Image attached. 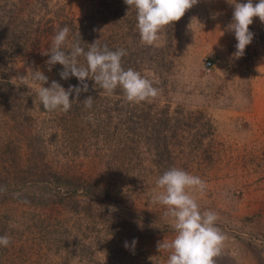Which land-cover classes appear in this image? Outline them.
Wrapping results in <instances>:
<instances>
[{
	"label": "rangeland",
	"instance_id": "1",
	"mask_svg": "<svg viewBox=\"0 0 264 264\" xmlns=\"http://www.w3.org/2000/svg\"><path fill=\"white\" fill-rule=\"evenodd\" d=\"M233 11V0H199L149 46L124 0H0V236L11 238L0 264H167L157 244L176 233L152 197L171 168L207 184L200 211L215 212L226 236L216 264H264L256 203L264 156L247 148L250 117L232 91L247 83L256 46L234 57ZM254 18L249 30L263 32ZM64 26L66 54L79 39L85 51L95 41L124 49L122 68L151 81L158 96L130 103L120 87L106 94L90 77L86 92L70 95L69 111L45 110L30 70L48 78L46 88L82 87L46 63Z\"/></svg>",
	"mask_w": 264,
	"mask_h": 264
},
{
	"label": "clouds",
	"instance_id": "2",
	"mask_svg": "<svg viewBox=\"0 0 264 264\" xmlns=\"http://www.w3.org/2000/svg\"><path fill=\"white\" fill-rule=\"evenodd\" d=\"M198 2L199 0H124L128 11L135 9L141 42L149 46L159 41L160 33L179 21ZM233 5L232 22L228 24L227 30L234 32L237 43L233 55L238 59L243 57L246 47L253 40L254 34L249 31L253 18L257 17L264 23V0H257L255 4L253 0H246L245 3H236L233 0ZM69 33L67 26L57 31L51 48L44 53L50 57L46 63L49 66H63V71L59 74L61 79L75 77L82 87H69L66 91L53 81L46 88L43 85L48 82V78L39 70H30L33 82L39 85L38 97L45 110L69 111L72 107L70 95L73 92L79 95L82 90L86 92L88 85L84 81L90 77L106 94H113L120 87L126 101L130 103L139 104L158 96L159 90L151 81L133 69L122 68L121 58L126 55L124 49L110 51L107 46H97L95 41L85 51L80 46L79 39L69 45L70 51L66 54L64 48ZM80 56L85 57V65L79 64ZM25 78L16 80L22 83ZM83 103L91 108L92 97L89 96ZM206 188V182L199 176L179 168H171L157 178V191L152 197V203L165 207L164 216L176 233L171 241L163 240L157 244L158 251L169 253L167 264H216L215 258L221 255L226 236L216 226L218 215L211 210L201 213L197 202V197L202 196ZM2 191L5 189L0 188V192ZM10 242L8 235L0 236V246L8 247ZM136 243L135 239L131 242L133 249ZM124 247L129 248L128 242H125Z\"/></svg>",
	"mask_w": 264,
	"mask_h": 264
},
{
	"label": "crops",
	"instance_id": "3",
	"mask_svg": "<svg viewBox=\"0 0 264 264\" xmlns=\"http://www.w3.org/2000/svg\"><path fill=\"white\" fill-rule=\"evenodd\" d=\"M255 20V18H253ZM256 22V21H255ZM260 22V21H259ZM252 68H250L245 86H235L233 94L240 99L241 106L250 117L247 131V148L257 147L256 155L264 156V45L257 46L252 55ZM225 76V75H222ZM221 76V77H222ZM237 94V95H236ZM234 97V101H237ZM236 108V107H231ZM244 136V135H243ZM255 152V151H250ZM258 194L256 195L257 207L262 212L260 220L264 224V179L258 184Z\"/></svg>",
	"mask_w": 264,
	"mask_h": 264
},
{
	"label": "built area",
	"instance_id": "4",
	"mask_svg": "<svg viewBox=\"0 0 264 264\" xmlns=\"http://www.w3.org/2000/svg\"><path fill=\"white\" fill-rule=\"evenodd\" d=\"M249 31H251L254 34L253 40L251 42L254 46L257 47V46H260V45H264V31L261 32V31H259V29L258 30L257 29H253L252 26H251V30H249ZM205 68L208 69V70L210 68H212V63L210 61L206 62L205 63Z\"/></svg>",
	"mask_w": 264,
	"mask_h": 264
},
{
	"label": "trees",
	"instance_id": "5",
	"mask_svg": "<svg viewBox=\"0 0 264 264\" xmlns=\"http://www.w3.org/2000/svg\"><path fill=\"white\" fill-rule=\"evenodd\" d=\"M8 28H10V35L14 38V39H16L17 37H16V33L14 32L15 31V26H11L10 27V25L8 26ZM8 28H6L7 30H8Z\"/></svg>",
	"mask_w": 264,
	"mask_h": 264
}]
</instances>
